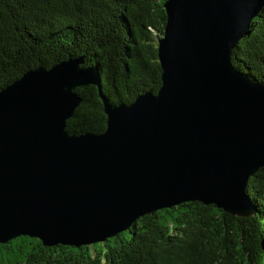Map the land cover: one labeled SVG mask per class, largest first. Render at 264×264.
Here are the masks:
<instances>
[{
	"label": "water",
	"instance_id": "1",
	"mask_svg": "<svg viewBox=\"0 0 264 264\" xmlns=\"http://www.w3.org/2000/svg\"><path fill=\"white\" fill-rule=\"evenodd\" d=\"M158 40L162 86L132 104L101 93L84 58L36 68L0 91V244L92 246L141 217L201 202L237 217L253 206L249 180L264 167V85L232 52L264 0H167ZM99 88L101 135L67 122Z\"/></svg>",
	"mask_w": 264,
	"mask_h": 264
},
{
	"label": "trees",
	"instance_id": "2",
	"mask_svg": "<svg viewBox=\"0 0 264 264\" xmlns=\"http://www.w3.org/2000/svg\"><path fill=\"white\" fill-rule=\"evenodd\" d=\"M167 0H0V91L36 68L84 58L99 71L102 95L132 104L162 86L158 40ZM237 70L264 85V8L232 52ZM67 122L73 135H101L107 115L99 88ZM249 217L188 202L139 218L104 243L45 246L19 237L0 244V264H264V167L250 178Z\"/></svg>",
	"mask_w": 264,
	"mask_h": 264
}]
</instances>
